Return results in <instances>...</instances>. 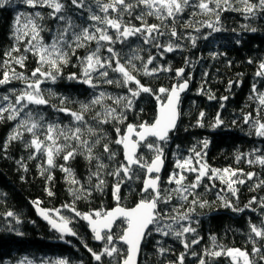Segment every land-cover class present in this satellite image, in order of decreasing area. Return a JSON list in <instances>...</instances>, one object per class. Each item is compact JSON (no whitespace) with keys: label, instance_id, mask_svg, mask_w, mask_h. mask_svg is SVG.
Returning a JSON list of instances; mask_svg holds the SVG:
<instances>
[{"label":"trees","instance_id":"obj_1","mask_svg":"<svg viewBox=\"0 0 264 264\" xmlns=\"http://www.w3.org/2000/svg\"><path fill=\"white\" fill-rule=\"evenodd\" d=\"M62 2L66 4V11L63 14L71 16L75 24L88 26L93 23L88 20L87 5L91 4L95 11L94 0H85L86 7L84 9H78L71 5L70 0H62ZM195 2L196 0H193V3ZM230 2L232 8L242 9L244 7L238 0H230ZM252 2L255 3L256 0H252ZM232 8L220 12V23L215 25L220 28V31H213L206 26L208 22L215 24L216 16L214 14L202 13L198 8H186L185 12L178 16L175 28L181 36L186 37L187 33L195 36V46L188 38L177 41L168 36L161 37L162 44L171 39L174 45L176 43L180 45L172 52H164L163 56L160 54L161 50L143 43V40L138 37H130L123 44L112 45L115 51L121 54V57L129 55L131 49H137L145 61L150 55L154 56L153 64L148 65L149 69L156 66L171 69L170 71H159L155 75H143L142 73L137 75L142 84L151 86L154 91L159 87L171 88L185 80L190 83L189 90L182 98L177 129L169 135L166 143L161 142L164 149L163 157L166 160L165 171L161 176L162 188L174 187V185L166 184V181L170 173L174 170L179 171L175 169L178 159L194 157V153L191 151L193 147L197 152H201L203 156L201 162H206L212 169L228 168L231 171H237L238 174L241 170L245 174L256 173L252 179H247L246 176L240 177L246 182L233 185L238 189L236 195H233L227 184L221 180L209 179V176L214 175L213 173L205 176L200 188L196 191L200 193L199 199L208 203L204 207L197 204L195 211L190 213L192 227L196 229V232L177 238L171 233L164 236L153 231L145 238L139 264H179L181 254L184 255L183 264H199L201 258L206 261V264H232L231 259L223 254L219 257L204 255L206 249L220 251V246H223L224 249L247 250L255 264H264V261L259 259L260 254H252L254 245L249 239L250 223L260 225L264 220V207L261 206V202H264V185L255 187L261 180H264V167L258 163H247L248 159L254 160L257 156H264V137L255 135L252 126L256 119L264 122V107L259 104L258 100V94H264V77L256 75L259 71V64L264 62V12L257 10L255 14H249L240 10H232ZM52 11L48 7L33 8L26 4L25 0H10L9 4L0 8V79L3 78V72L7 70L4 61L8 57L4 54L9 52L13 46L19 47L21 53L28 57L23 68L15 63L11 64L16 72H23L25 76H30L31 72L39 66L36 56L24 53L27 40L17 43L14 32L17 27H22L29 17L35 18L34 14L39 12L44 19L38 23L45 29L40 35L45 44L51 43L64 25L63 21L50 15ZM193 12L196 13L195 16L191 15ZM17 16H20L19 25H17ZM146 19L149 24L160 23L155 17ZM189 19L195 28H199L198 32L193 28L185 27V23ZM133 23L139 26L140 22L133 20ZM164 23L171 26L172 22L169 20ZM251 29H256V31H251ZM162 30L168 31L167 28H162ZM95 47V42H92L88 48L77 49L76 56H71L69 63L62 66V75L55 83L45 81L41 84V89L45 97L50 99L51 104L61 106L58 97H68L69 101L62 106L79 111L80 105L77 101L87 103L101 91L114 97L128 94L127 89L117 87L115 84L100 83L99 87L94 89L81 80L68 79L72 73H76L82 79V65L78 62L77 57L86 55L89 50ZM21 53H13V57ZM101 55L107 57L110 54L101 48ZM123 62L124 59H121V63ZM136 63L138 67L141 64L140 61H136ZM180 68L184 69L181 78L176 72ZM93 75L94 83L98 82L95 80V74ZM109 78H119V74L109 71ZM254 85L255 91L253 90ZM24 87L25 83L21 80H12L11 83L0 85V98L7 95L14 102L13 90L19 94ZM49 90L57 95L48 97ZM210 96H213L214 99H210ZM224 97L227 99H223ZM8 103L9 101H3L0 106ZM104 103L118 107V109L122 107L115 105L112 100H105ZM159 104L160 102L153 96L142 93L134 101V108L125 113L127 119L119 124L121 134H124L129 124L139 125L143 122L152 124L157 117ZM29 107L33 109L34 116L42 113L47 122L59 123L62 126L73 124L69 115L56 111L54 107L31 105ZM258 108L261 109L259 114L257 113ZM95 110H100V106H96ZM201 112L205 114L202 119L203 126L197 122ZM218 113L223 124L213 127ZM248 113L252 114L253 119L245 123V116ZM7 115L8 113H5V116ZM21 115L23 116V113ZM91 115L90 111L86 115V119L96 126L95 122L90 120ZM15 124L16 121H0V264H19L25 257L35 262L54 263L63 259L67 260L68 264H120L122 257L104 256L101 261H96L87 248L101 252L105 247V242L102 241V244H98L86 221L82 217L76 216L69 208L63 207L66 204L72 205L76 211L82 214L91 213L94 210H112L117 206V201L113 196L115 179L104 175L106 187L103 191L95 189L94 185L97 183L95 178L91 184L87 179L89 172L95 170L93 166L95 162L93 161L90 165L84 157L77 156L76 159L68 161L66 166L72 169L75 179L90 189V195L77 199V196L80 195L79 185L72 184L71 177L61 171L58 166L41 174V166L47 168L44 158L37 155L35 159H29L32 150L26 149L23 141H13L5 149L6 141ZM100 127L104 128L110 139H116L112 124ZM29 139L30 136L25 133L24 140ZM203 141L208 142L207 148L203 147ZM111 147L117 151V161L123 160L122 146L113 144ZM256 149L259 151L254 152ZM139 151L146 158L152 156V153L143 146ZM250 153L252 155H249ZM241 154L243 156L237 162L236 157ZM193 162L195 163V159ZM64 163L62 158H56L57 165ZM112 166L114 167L115 163ZM195 175V173H186V182L192 181ZM144 178V173L141 172L140 180L121 186L120 206L135 207L136 202L140 199L138 193ZM205 186H207V190ZM73 190H76L75 194ZM49 191L54 195H48ZM253 198H255V203L245 207ZM191 199L192 197H189V200ZM34 201H39V207L46 211L59 209L60 215L70 221L68 226L77 235L61 233L40 219ZM225 202H230L233 207L243 208L244 211H233L232 207L224 206ZM177 203L174 199L173 204ZM161 207L169 206L161 205ZM188 207L189 205L185 204L180 211H184ZM9 211L15 213V217H8L6 213ZM50 214L54 219L60 218L54 211ZM182 223L187 224L188 222L183 221ZM166 224H172L174 229L179 227L172 220L161 222V226ZM123 226H126V222L122 224V220L119 221L115 225L113 233L118 235ZM213 236L216 237L215 247H213L211 239ZM253 238L257 241L255 247H260L261 253H264V240L258 237ZM193 239H199V243L192 244ZM184 240L189 243L188 248L184 247ZM114 246L120 250H126V246L121 244L115 236ZM161 248L165 249L163 254L159 251ZM193 252L198 255H192Z\"/></svg>","mask_w":264,"mask_h":264},{"label":"snow or ice","instance_id":"obj_2","mask_svg":"<svg viewBox=\"0 0 264 264\" xmlns=\"http://www.w3.org/2000/svg\"><path fill=\"white\" fill-rule=\"evenodd\" d=\"M238 2L244 5L242 9L232 8L230 0H196L195 3H193V0H94L95 11H93L91 4L87 5V11L89 12L88 20L93 23L88 26H81L75 24L71 16L63 14L66 11V4L62 0H25V3L33 8L37 6L51 8L53 11L50 15L55 19L63 21L64 25L52 39L51 43L45 44L43 37L40 35L45 29L38 23L44 17L39 12H36L34 14L35 18L29 17L22 27H17L14 32V38L17 43L27 40L24 53H31L36 56L39 66L31 72L30 76H25L23 72H16L15 68L11 67V64L15 63L21 68L25 67L27 55L21 53V49L17 46H13L9 52L4 54L8 57L4 61L7 70L3 72L0 85L11 83L12 80H21L25 83V87L20 90L19 94H16L15 90H13L14 102L7 95L0 98V104L3 101H9L8 104L0 106V121H16L6 141L5 149L13 141H23L25 148L32 150L29 159H35L37 155L44 158V164L47 165V168H44L42 165L41 174L58 166L61 171L71 177L70 182L72 184L79 185L80 195L77 196V199L86 198L87 195H90V189L75 179L72 169L66 166L68 161L76 159L77 156L84 157L90 165L93 161L95 162L93 165L95 170L90 171L87 178L90 184L95 178L97 181L94 185L95 189L103 191L104 187H106L104 175L115 179L113 196L117 201V206L113 210H94L91 213L82 214L76 211L72 205L66 204L63 206L69 208L76 216L82 217V219L89 223L95 240L105 242V247L101 252H95L85 245L96 261H101L102 257L108 256L122 257L120 264H138L137 257L140 254L141 243L153 231L164 236H168L171 233L177 238L184 237L188 233H195L196 229L192 227L190 213L195 211L197 204L200 207H204L208 203L199 199L200 193L196 190L200 188L203 178L208 176L209 173L214 174L213 176H209V179L221 180L227 184L228 189L233 195H236L238 191L233 185L244 184L246 182L245 179L240 178L241 176H246L247 179H252L256 176V173L249 172L245 174L242 170L238 174L237 171H231L228 168L223 170L212 169L206 162H201L203 159L201 152H197L195 147H193L191 151L194 153V157L189 156L183 160L178 159L175 163V169L179 171L174 170L170 173L166 181V184L174 185V187L162 188L159 173L163 166L164 149L161 142L166 143L169 138V132L176 128L179 118L178 105L180 93L188 88V82L185 80L182 83L173 85L171 88L159 87L154 91L151 86L142 84L137 75L140 73L143 75H155L159 71H170L171 69L163 68L162 66L149 69L148 65L153 64L155 60L154 56L150 55L145 61L139 55L137 49H131L129 55L121 57V54L115 51L112 46L116 43L123 44L130 37H138L143 40V43L150 44L161 50V56H163L164 52H172L175 48L180 47L178 43L174 45L171 39L169 42L162 44L160 42L161 37L168 36L177 41L188 38L192 45L195 46V36L191 33H187L186 37L181 36L175 28L178 16L182 15L186 8H198L202 13L214 14L216 16L215 24L208 22L206 25L208 28L213 29V31H220V28L215 26L220 23L219 14L221 11H226L229 8L249 14H255L257 10L264 12V0H256L255 3L252 0H238ZM9 3L10 0H0V8ZM70 4L78 9L86 7L85 0H70ZM225 5L227 7H224ZM191 15L195 16L196 13L193 12ZM147 17H155L160 23L149 24L146 19ZM16 20L17 25H19L20 16H17ZM133 20L139 21V26L134 24ZM169 20L172 22L171 26L164 23ZM185 27L193 28L197 32L199 31V28L193 26L191 19L185 23ZM162 28H167L168 31H163ZM77 29L79 30L77 31ZM251 31H256V29H251ZM92 42H95L96 47L89 50L86 55L77 57L78 62L82 65V79L76 73H72L68 79L81 80V82L88 84L94 89L98 88L100 83L107 85L115 84L117 87L127 89L128 94L114 97L109 93L101 91L94 95L87 103L77 101L80 105L79 111H73L71 108L62 106L69 101L68 97H58L59 105L61 106L51 104L50 99L45 97L41 84L45 81L55 83L58 77L62 75V66L69 63L71 56H76L77 49L88 48ZM101 48H104L110 55L103 57L101 55ZM13 53L21 54L13 57ZM121 59H124L123 63H121ZM136 61L141 62L139 67ZM249 62L251 63V61ZM109 71L118 73L119 78H109ZM176 72L178 76H182L184 69H177ZM93 74H95V80L98 81L96 83H94ZM256 75L264 77V62L259 64V71ZM253 90L255 91V85L253 86ZM142 93L149 94L160 102L157 118L152 124H148L147 122L139 125L129 124L122 135L119 124L127 119L125 113L134 108V101ZM56 95L51 90L48 91V97ZM161 96H163V99H161ZM209 98L214 99L213 96ZM223 99H227V97ZM105 100H112L115 105L122 107L118 109V107L106 105L104 103ZM258 100L259 104L264 107V94H258ZM30 105L54 107L56 111L69 115L72 118L73 124L71 126H62L59 123L47 122L42 113L34 116L33 109L29 107ZM96 106H100V110H95ZM90 111L92 112L90 120L94 121L96 126H93L89 122V119H86V115ZM260 111L261 109L258 108L257 113L259 114ZM5 113H8V115L5 116ZM22 113L23 116L21 115ZM204 115L201 112L200 118L197 121L200 126H203L202 119ZM252 119V114L248 113L245 116V123H248ZM106 124L113 125L116 133L115 140L110 139L104 128L100 127ZM221 124H223V121L220 119L218 113L213 127H218ZM252 126L255 130V135L264 137V122L256 119L253 121ZM25 133L30 136L29 140H24ZM133 136L136 139H133ZM149 137L152 139H149ZM202 143L203 147L207 148L208 142L203 141ZM113 144L122 146L124 150L123 160L117 161V151L111 147ZM141 146L152 153L151 158H146L139 151ZM255 151L259 150L256 149ZM249 155L252 154L250 153ZM242 156L243 154L236 157L237 162H239ZM57 157L62 158L65 163L57 165ZM194 159L195 163L193 162ZM114 163L115 166L113 167ZM247 163H258L264 167V156H257L254 160L248 159ZM141 172L144 173L145 178L138 193L140 199L136 202L135 207L125 208L120 206L121 186L128 182L134 183L140 180ZM186 173H195V178L192 181L186 182ZM233 177H236V179H233ZM261 185H264V180H261L255 187H260ZM205 188L207 190V186ZM73 191L75 194L76 190ZM48 195L51 196L54 193L49 191ZM189 197H192V199L189 200ZM174 199L178 202L177 204H173ZM33 203L36 205L39 214L45 220H49L53 228H56L61 233L73 236L77 235L68 226L70 221L60 215L59 209L46 211L39 207V201H34ZM251 203H255V198L245 207L250 206ZM185 204H188L189 207L184 211H180L181 208H184ZM161 205L169 207H161ZM224 206L232 207L233 211H244L243 208L233 207L230 202H225ZM261 206L264 207V202H261ZM52 211L60 216L59 223L50 219L49 213ZM6 215L8 217H15V213L11 211L7 212ZM117 219H121L122 224L126 222V226L122 227L118 235L112 231ZM164 220H172L179 227L174 229L172 224L161 226V222ZM183 221H187L188 223L184 224L182 223ZM17 222L19 223L18 219ZM149 225H152L153 228H149ZM118 227L121 226L118 225ZM249 227V239L254 245L252 254H260L259 259L264 261V253H261L260 247H255L257 241L253 238L258 237L264 240V220L261 221L260 225L250 223ZM114 236L127 245L126 250H120L114 246ZM211 239L213 247H215L216 237L213 236ZM183 243L185 248L190 246L186 240ZM191 243L197 244L199 243V239H193ZM108 245L113 246L109 247ZM220 247V251L206 249L204 255L219 257L223 254L231 259L232 264H255V261L247 250L240 248L224 249L223 246ZM159 251L163 254L165 249L161 248ZM192 255L198 254L193 252ZM183 261L184 255L181 254L179 264H183ZM19 264H33V262L25 257ZM56 264H68V262L61 259ZM199 264H206V261L201 258Z\"/></svg>","mask_w":264,"mask_h":264},{"label":"water","instance_id":"obj_3","mask_svg":"<svg viewBox=\"0 0 264 264\" xmlns=\"http://www.w3.org/2000/svg\"><path fill=\"white\" fill-rule=\"evenodd\" d=\"M183 74H184V73H183ZM178 77H182V76H178ZM187 82H188V81H187ZM175 85H176V84H175ZM189 88H190V83L188 82V88H187L186 90H184L183 92L180 93L179 105H178L179 118H178L177 123H176V128H175L173 131L169 132V135H170L171 133H173V132L177 129V126H178L179 121H180V107H181L182 97H183V96L185 95V93L189 90ZM159 107H160V104H159V106H158V108H157V115H158ZM156 118H157V117H156ZM132 138H133V139H136L135 136H133ZM149 139H152V138L149 137ZM123 151H124V150H123ZM163 172H164V163H163V166H162L161 171H160V173H159L160 178H161ZM153 175H156V174H153ZM40 208H41V207H40ZM41 209H42V208H41ZM113 209H114V208H113ZM113 209H112V210H113ZM43 210H44V209H43ZM36 211H37V207H36ZM110 211H111V210H110ZM37 214H38V216H39L42 220H44V221H46L47 223H49V220H45V219L43 218V216H41V215L39 214L38 211H37ZM50 219L55 220V219H53L51 216H50ZM120 220H121V219H117V220H116L115 224L113 225V229H114L115 225H116ZM55 221H57V220H55ZM57 223H59V222L57 221ZM86 223H87L89 229L91 230V227H90L89 223H88L87 221H86ZM49 224H50V223H49ZM50 225H51V224H50ZM51 226H52V225H51ZM151 227H152V225H149V228H151ZM55 229H56V228H55ZM113 229H112V231H113ZM56 230H57V229H56ZM91 232H92V230H91ZM92 233H93V232H92ZM102 234H103V233H102ZM145 238H146V237H145ZM144 241H145V239H144V240L142 241V243H141L140 254H139V256L137 257V262H138V264L140 263L141 252H142V246H143ZM96 242H97L98 244H102V241H97V240H96ZM120 243L123 244L124 246H126V248H127V245H125L122 241H120Z\"/></svg>","mask_w":264,"mask_h":264},{"label":"rangeland","instance_id":"obj_4","mask_svg":"<svg viewBox=\"0 0 264 264\" xmlns=\"http://www.w3.org/2000/svg\"><path fill=\"white\" fill-rule=\"evenodd\" d=\"M221 174H223V173L221 172ZM53 216L55 217L56 215H53ZM56 218H58V217H56ZM57 220L60 222V218H58ZM28 260L32 261L31 259H28ZM32 262H33V264H56V262H54V263H52V262H35V261H32Z\"/></svg>","mask_w":264,"mask_h":264},{"label":"bare ground","instance_id":"obj_5","mask_svg":"<svg viewBox=\"0 0 264 264\" xmlns=\"http://www.w3.org/2000/svg\"><path fill=\"white\" fill-rule=\"evenodd\" d=\"M181 78V77H180ZM163 163H164V171H165V167H166V160L165 158L163 157Z\"/></svg>","mask_w":264,"mask_h":264}]
</instances>
